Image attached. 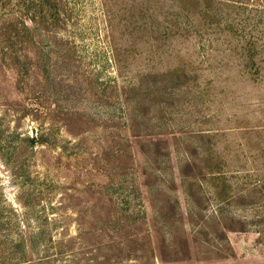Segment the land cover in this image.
I'll list each match as a JSON object with an SVG mask.
<instances>
[{"label":"rangeland","instance_id":"rangeland-1","mask_svg":"<svg viewBox=\"0 0 264 264\" xmlns=\"http://www.w3.org/2000/svg\"><path fill=\"white\" fill-rule=\"evenodd\" d=\"M149 1L69 0L36 89L0 65V264H264V28Z\"/></svg>","mask_w":264,"mask_h":264},{"label":"trees","instance_id":"trees-1","mask_svg":"<svg viewBox=\"0 0 264 264\" xmlns=\"http://www.w3.org/2000/svg\"><path fill=\"white\" fill-rule=\"evenodd\" d=\"M143 1L147 4L150 2L149 0ZM180 1H186L192 6V11L190 12L200 14V19L206 21V19L211 16H216V14H212L208 11V6L215 4V0ZM68 4L69 0H0V65L1 70L5 71L6 74L13 75L12 80L15 81L14 87L17 90L20 91L25 82L29 84L34 82L33 89H36L40 81L43 82V85L48 83L49 66L47 61L50 60L48 58L45 59L40 51L42 37H47L54 43V47L59 51L58 59L63 61V65H68L72 62L75 55L74 46L72 42L62 38L60 35L68 28L70 20L72 19V11L69 10ZM223 6L227 11L238 12L239 15L244 14L247 22L258 20L256 26H254L256 30L264 28V0H262V3L260 0H224ZM133 10L136 11V7H134ZM178 13L181 14L182 12L179 11ZM111 17L112 16H109V22ZM136 20V17H131L126 25L132 28L136 26ZM138 23L140 25L138 28H140L141 31H149V23L142 24L140 21ZM227 23L228 26H236L235 18L232 16ZM165 29H169V27L166 26ZM134 30H136V28H134ZM135 32L138 34L140 30ZM258 44L259 42L255 40H252L248 44L250 61H254L258 55L257 52L260 51V46ZM261 52L264 53V49H262ZM116 54L119 55V53ZM116 65L118 71L121 73L122 65L117 58ZM43 85L41 86L44 87ZM26 115L28 114L24 113L23 117ZM70 118L69 114L56 112V115L53 117L44 115L43 119L42 116L41 118L37 117L35 119L36 121L43 120V126L50 121L51 129H59L60 125L69 127L70 124L64 125V123L65 121H69ZM68 132H71V130H68ZM24 140L31 146L40 145L42 147L48 141L47 137L44 136L27 138ZM43 234H45V232H43ZM75 241L76 238L73 237L67 240L62 239L56 243V246H58V248H63L68 242L72 244ZM49 242L52 243V240L50 239ZM103 248L102 246H95V249H97L96 253L102 252ZM85 263L89 264L88 262ZM21 264H30V262H21ZM66 264H84V260L83 258L75 256L71 262Z\"/></svg>","mask_w":264,"mask_h":264}]
</instances>
